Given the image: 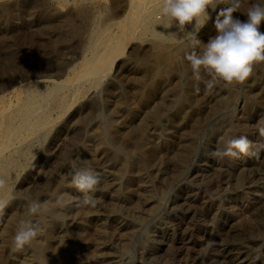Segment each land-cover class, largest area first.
<instances>
[{"label": "rangeland", "instance_id": "374dc122", "mask_svg": "<svg viewBox=\"0 0 264 264\" xmlns=\"http://www.w3.org/2000/svg\"><path fill=\"white\" fill-rule=\"evenodd\" d=\"M15 1L19 0H0V10L11 5L16 18L20 12L12 7ZM102 1L106 8L100 10L101 17L109 18L114 6L111 0ZM252 2L241 0L234 15L245 20L243 13ZM229 3L231 0L218 5L216 12L210 11L212 19L199 32L198 39L206 43L216 34V14ZM75 4L66 5L64 10L75 9ZM15 21L13 31L1 27L0 34L7 39L4 42L14 49L0 52L1 64L11 58L35 59L37 51L42 53L46 48L30 37H19L16 32L21 22ZM5 22L0 14V25ZM75 22L71 25L79 23L77 19ZM141 50L142 46H137V53ZM189 50L186 44L177 43L169 62H164L165 56L159 61L164 55L160 52L155 53L158 58L153 54L138 56L140 64L146 61V66L142 65L145 76L148 74L145 83L123 86L126 75L115 76L112 72L105 80L112 91L103 92L101 84L95 91L90 90L92 96L96 94L90 118L80 128L70 157L58 167L51 162L59 157L63 142L81 119L78 102L60 119H54L48 135L21 160L14 184H9L12 199L0 212V264H264V62L256 63L242 83L220 82L208 89L204 80L191 76L186 60ZM125 59L126 55L120 61ZM77 60L71 59L72 64ZM133 96L142 101L139 108L131 104ZM121 108L126 113L120 119L116 112ZM112 120L124 121V126L113 128ZM229 128L232 131L225 136ZM95 135L105 141L102 150L84 153L82 148L90 145ZM237 136L247 137L254 154L232 159L213 155L216 149H224L228 138ZM129 149L136 169L147 171L140 180L132 176L133 165L128 168ZM82 167L93 169L100 177L98 190L91 194L95 206L83 205L82 194L70 186L69 174ZM46 169L52 182L48 193L38 198L49 202L52 210L47 215L31 217L41 225V234L31 245L13 251L12 237L18 220L29 198H36L30 197V191ZM109 175L111 183L106 180ZM145 184L151 187L152 195L137 208L133 190ZM58 194H67L65 199L71 198L72 203L56 206ZM88 209L90 213L86 214ZM130 223L131 231L127 229ZM110 253L116 258L109 259Z\"/></svg>", "mask_w": 264, "mask_h": 264}, {"label": "bare ground", "instance_id": "6f19581e", "mask_svg": "<svg viewBox=\"0 0 264 264\" xmlns=\"http://www.w3.org/2000/svg\"><path fill=\"white\" fill-rule=\"evenodd\" d=\"M101 1L19 0L12 5V7L16 6L17 11L20 12L16 18L12 15L10 4V7L1 8L0 14L6 22L4 26L0 25V31H2L1 27H8V29L11 28L10 31H13L11 25L15 20V22L20 21L21 24L18 26L20 30L16 32L17 35L20 34L19 37L22 38L30 37L36 43H42L46 47L41 49L42 53L37 51L39 56L35 59L26 61V58L21 57L17 61V59L11 58L0 63V177L7 178L9 184L15 180L14 177L21 166V160L33 152L34 145L41 138L43 139L44 135H48L46 133L53 125L54 119L64 115L78 102L77 107H79L81 119L77 121L74 133L70 134L71 136L63 142L62 151H59L60 155L57 154L59 157L51 164L58 167L70 157L77 146L76 141L80 128L86 125L84 124L85 120L90 116L91 109L93 110V96L96 94L92 96L90 90L95 91L101 84L103 92L112 91L109 82L105 83L112 72L115 76L125 77L123 75H126L124 83H121L123 86H129L132 83H145L148 74L145 76L142 67L146 66L143 65L146 61L140 64L141 59L138 56L142 58L143 54H153L158 58L159 55L156 56L155 53L160 52L164 55L162 58L160 57L159 61H163L165 56L164 62L167 59L169 62L171 54H174H170V52L177 43L168 34L176 33L177 29L175 27L164 29L161 25L158 16L159 0H111L115 10L112 16L105 17V19H102L103 15L100 12V10L104 11L105 1ZM74 3H76L75 9L64 10L66 5H74ZM244 17L246 19L245 15ZM76 19L79 23L75 25ZM71 22L75 23L71 25ZM62 30L63 33H61ZM5 39L6 37L0 34V52H13L14 49L4 42ZM59 43H63V45ZM144 43L149 45H144ZM137 46H142L139 53H137ZM146 46H150V48L145 49ZM31 55L33 56L32 52ZM124 55H126V59L120 61ZM75 57L78 60L72 64L71 59ZM143 59L145 60L144 57ZM166 68L168 67L166 66ZM261 92L264 94V82ZM178 97L180 98V95ZM130 102L134 107L139 108L142 105V101L135 96L130 98ZM179 104L181 103L179 102ZM125 113V109L121 108L116 112V115L119 114V118H123ZM115 120L110 122L113 128L114 126L119 128L124 126V121L117 123ZM147 124L148 122L144 124V127L147 128ZM97 137L99 136L92 137L89 141L90 145L82 148L84 153L102 150L105 141L103 138L97 139ZM126 155L129 157L128 168L133 165L132 176L136 180H140V176L147 171L136 169L135 162L131 159L132 150H127ZM49 172L48 169L45 175L37 183L35 182V186L30 191V197L38 198L42 194L48 193L52 182V175L50 176ZM109 176L111 180L109 177H106V180L111 183L112 175ZM149 188L151 187L145 184L143 188L133 190L132 197L136 199L137 208L144 206L149 200L152 195V189ZM215 188L216 186L213 189ZM86 212L89 214V209ZM127 229L131 231L133 224L130 223ZM107 257L109 259L116 258L111 253ZM242 261L239 262L242 263Z\"/></svg>", "mask_w": 264, "mask_h": 264}, {"label": "clouds", "instance_id": "9594fccd", "mask_svg": "<svg viewBox=\"0 0 264 264\" xmlns=\"http://www.w3.org/2000/svg\"><path fill=\"white\" fill-rule=\"evenodd\" d=\"M228 0H159L158 16L164 29L175 27L176 33H170L178 44H186L190 49L186 54L188 67L193 79L204 80L208 89L215 84L242 83L252 73L253 66L264 62V2L253 0L241 20L234 15L240 9L241 0H231L229 6L221 9L215 17L216 34L206 43L198 39L199 32L212 19L211 12ZM211 10V12H210ZM205 77H209L205 79ZM232 130L225 132L228 136ZM264 135V129L261 130ZM251 142L246 136L228 138L223 150L216 149L213 155L220 159L225 156L238 158L241 154H254L250 151ZM264 149V145H261ZM70 186L82 194L83 205L95 206L91 195L98 190L100 177L91 168H79L70 174ZM6 193V195H5ZM67 194H58L54 204L65 207L72 199ZM12 192L5 177H0V212L10 203ZM49 203L39 198H29L24 213L18 220L17 230L12 237V250H22L42 232L41 225L31 217L47 215L51 212Z\"/></svg>", "mask_w": 264, "mask_h": 264}]
</instances>
